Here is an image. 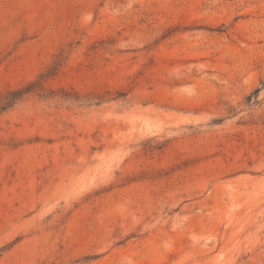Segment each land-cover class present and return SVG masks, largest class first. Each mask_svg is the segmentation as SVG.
<instances>
[{
	"label": "rangeland",
	"instance_id": "374dc122",
	"mask_svg": "<svg viewBox=\"0 0 264 264\" xmlns=\"http://www.w3.org/2000/svg\"><path fill=\"white\" fill-rule=\"evenodd\" d=\"M0 264H264V0H0Z\"/></svg>",
	"mask_w": 264,
	"mask_h": 264
}]
</instances>
